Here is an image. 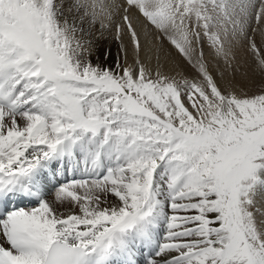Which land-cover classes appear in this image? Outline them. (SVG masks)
<instances>
[{
  "label": "snow or ice",
  "instance_id": "snow-or-ice-1",
  "mask_svg": "<svg viewBox=\"0 0 264 264\" xmlns=\"http://www.w3.org/2000/svg\"><path fill=\"white\" fill-rule=\"evenodd\" d=\"M249 62L264 0H0V264H264Z\"/></svg>",
  "mask_w": 264,
  "mask_h": 264
},
{
  "label": "bare ground",
  "instance_id": "bare-ground-1",
  "mask_svg": "<svg viewBox=\"0 0 264 264\" xmlns=\"http://www.w3.org/2000/svg\"><path fill=\"white\" fill-rule=\"evenodd\" d=\"M136 26H137V30L141 33L142 41H150L152 39L151 35L145 36L144 27H143L142 22L137 21ZM117 48H118V43L114 39L112 31L106 30L103 32V34H101V32L98 30V26H97V30L95 31V39H94V46H93V53H92L93 62L94 63L98 62L101 64L105 63L104 53L106 51L110 50L111 56H110L109 60L107 61V63H111L112 58H114V56H115ZM168 49H169V46L165 42V44L163 45V51L167 52ZM174 59H175L174 57H170L169 62L165 64V66L168 68L169 71L172 70L173 68L176 70L177 65H179V67H181L182 69H183V67H186V66H183L182 63L178 61V59H175V62H173ZM245 71L247 72L246 78H249L252 76L253 78L258 79V80L262 79V82L264 84V77H262L260 74H258L257 72L254 71V67L251 64V62H249L248 65H246V67L241 70V73L236 76V80L234 81V83L237 84V82H238L237 78L241 77ZM249 75H251V76H249ZM243 78H244V75H243ZM246 78H244V79H246ZM244 79H240V80L242 81ZM249 79L251 80L252 78H249ZM253 81H256V80L252 79L250 82H253ZM244 82H245V80H244ZM237 85L240 86L239 84H237ZM253 85H254V83H253Z\"/></svg>",
  "mask_w": 264,
  "mask_h": 264
},
{
  "label": "rangeland",
  "instance_id": "rangeland-1",
  "mask_svg": "<svg viewBox=\"0 0 264 264\" xmlns=\"http://www.w3.org/2000/svg\"><path fill=\"white\" fill-rule=\"evenodd\" d=\"M153 63H155L154 61H153ZM164 70L166 71V72H170V73H173L174 74V71H175V69L173 68L172 70H168V68L165 66L164 67ZM183 71L185 72V74H190V70L187 68V67H183ZM249 76H251V75H249ZM248 76V77H249ZM247 76H244V78H246ZM243 78V75L241 76V77H238L237 78V84H239L240 85V87H243V88H245V89H247V90H249V91H255V90H257L259 87H262V86H264V84H263V82H262V79H255V78H253L252 76L251 77H249V78H252L253 80H256V81H253V82H250L251 80L249 79V78H246V79H244ZM240 79H244L245 80V82H244V80H240ZM236 80V79H235ZM262 82V83H261ZM244 83V84H243ZM253 83H254V85H253ZM251 84V85H250Z\"/></svg>",
  "mask_w": 264,
  "mask_h": 264
}]
</instances>
